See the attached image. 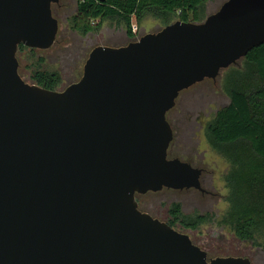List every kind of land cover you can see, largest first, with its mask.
<instances>
[{
    "label": "water",
    "instance_id": "1",
    "mask_svg": "<svg viewBox=\"0 0 264 264\" xmlns=\"http://www.w3.org/2000/svg\"><path fill=\"white\" fill-rule=\"evenodd\" d=\"M60 1L0 0V264H251L208 259L135 196L202 191L200 170L167 158L166 114L264 44V0L95 47L81 78L51 91L23 81L16 52L54 44Z\"/></svg>",
    "mask_w": 264,
    "mask_h": 264
},
{
    "label": "rangeland",
    "instance_id": "2",
    "mask_svg": "<svg viewBox=\"0 0 264 264\" xmlns=\"http://www.w3.org/2000/svg\"><path fill=\"white\" fill-rule=\"evenodd\" d=\"M227 0H206L207 16L219 10ZM76 9V0H61L52 6V15L58 21V33L54 44L47 50H36L31 55L27 50L16 52L18 73L28 84H33L31 73L37 67L42 71L56 73L63 90L82 76L83 65L89 53L98 46L118 48L140 37L162 29L152 18L145 19L139 26L132 22L134 38L129 39L125 29L111 21H105L98 32L80 35L71 30L69 19ZM40 60V61H38ZM228 104L222 88V72L215 79H205L179 93L174 107L167 112L166 119L173 130L169 147V159L178 158L204 169L202 187L212 195L198 192H179L162 189L136 195L139 209L152 218L168 223L172 204H179L184 216L208 215L210 220L197 230L183 228L175 223L174 230L185 234L191 242L204 251L208 259L244 258L251 264H264V251L251 242L237 240L231 232L217 222L227 211V189L224 176L229 170L227 161L212 150L205 137L207 124L216 112Z\"/></svg>",
    "mask_w": 264,
    "mask_h": 264
},
{
    "label": "trees",
    "instance_id": "3",
    "mask_svg": "<svg viewBox=\"0 0 264 264\" xmlns=\"http://www.w3.org/2000/svg\"><path fill=\"white\" fill-rule=\"evenodd\" d=\"M208 16L206 0H76L68 22L72 31L87 35L111 21L123 26L132 39L133 21L139 26L152 18L163 28L176 21L200 23ZM25 50L36 53L23 45L17 48L19 52ZM221 72L228 104L216 112L205 129L210 148L229 164L224 176L228 208L217 224L237 240L251 242L264 251V44ZM31 80L46 90L59 86L56 73L37 67ZM168 214L171 219L167 224L172 228L178 223L197 230L210 220L208 215L184 216L179 204H172Z\"/></svg>",
    "mask_w": 264,
    "mask_h": 264
},
{
    "label": "flooded vegetation",
    "instance_id": "4",
    "mask_svg": "<svg viewBox=\"0 0 264 264\" xmlns=\"http://www.w3.org/2000/svg\"><path fill=\"white\" fill-rule=\"evenodd\" d=\"M167 120V119H166ZM168 122V121H167ZM171 127V126H170ZM171 130H172V128H171ZM172 133H173V130H172ZM172 142V141H171ZM171 144V143H170ZM169 147H170V145H169ZM169 147H168V150H167V158L169 159V157H168V151H169ZM174 159V158H173ZM178 159V158H177ZM180 160V159H179ZM180 161H182V160H180ZM182 162H185V161H182ZM185 163H187V164H189L192 168H195V169H198V170H200L201 171V173H200V176H199V184H200V187H201V189H202V191H200V190H196V189H183V190H177V191H179V192H182V191H185V192H190V191H194V192H198L200 195H212L210 192H207L205 189H203V187H202V177H203V174H204V169H202V168H200V167H197V166H194V165H192L190 162H185ZM136 201V200H135ZM137 206H138V204H137ZM138 209H139V207H138ZM139 211H141L140 209H139ZM142 212V211H141ZM142 213H144V212H142ZM147 214V213H146ZM149 215V214H148Z\"/></svg>",
    "mask_w": 264,
    "mask_h": 264
}]
</instances>
